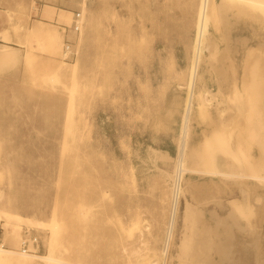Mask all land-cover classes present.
<instances>
[{"label": "rangeland", "instance_id": "rangeland-1", "mask_svg": "<svg viewBox=\"0 0 264 264\" xmlns=\"http://www.w3.org/2000/svg\"><path fill=\"white\" fill-rule=\"evenodd\" d=\"M80 1L0 0V11L15 15L13 25L22 21L20 28L0 35L1 47L23 54L32 46L37 53L30 54L37 59L29 68L20 57L0 59V207L47 223L34 228L11 219L17 234L2 239L6 219L0 216V238L17 250L23 238L35 236L33 254L45 255L53 244L73 262L141 264L145 257L160 256L175 162L171 168L157 163L132 136L142 137L151 113L162 110L169 85L184 88L186 96L198 0H87L82 24ZM75 11L80 13L79 31L68 33L75 53L64 59L60 24L70 27ZM35 22L55 33L59 53L51 43L27 37L24 23L30 28ZM219 24L214 16L213 28ZM5 25L0 21V27ZM260 39L257 35V51L264 58ZM173 50L185 53L184 69L177 66ZM193 91L194 102L196 82ZM251 95L252 116H245H251L252 139L246 149H238L230 171L241 172L246 164L264 174L263 116L256 109L257 94ZM241 97L236 91L230 95L231 112ZM197 98L205 101L201 93ZM245 151L252 156L245 158ZM220 152L208 149L199 167L215 168ZM258 182L249 186L261 192L246 183L245 207L237 197L222 206L232 218L222 222L231 235L220 242L207 228L197 230V223L187 220L191 208L184 218L182 192L168 264H264V184ZM229 183L243 186L238 180ZM207 187L211 193L218 189L213 182ZM222 246L231 252H223L226 261Z\"/></svg>", "mask_w": 264, "mask_h": 264}, {"label": "crops", "instance_id": "crops-1", "mask_svg": "<svg viewBox=\"0 0 264 264\" xmlns=\"http://www.w3.org/2000/svg\"><path fill=\"white\" fill-rule=\"evenodd\" d=\"M262 30L264 32V21H250L245 17L239 19L229 17L227 21H220L216 29L213 26L209 27L207 38L208 49L201 60L196 78V92H200L205 101L198 102L196 99L193 102L187 146L188 165L191 166L193 164L194 155H197L198 150L199 154L203 153L199 157L204 158L208 149L218 147L221 152L216 166L220 170H231L230 167L234 165V156H236L238 149H246V142L249 144L252 139V123L250 121L252 112L249 106V102L252 101V93L257 94L256 100L258 105L256 109L258 113H262L264 124V58L259 57L260 53L257 51L259 45L257 46L256 43L257 35L261 37L260 42L264 41ZM234 39L236 40L234 41ZM240 39L245 41L248 39V41L245 43V41ZM234 42L238 43L235 45ZM243 42L245 44H242ZM260 49L264 50V47H260ZM173 55L179 69H184L185 53L182 51L177 53L176 50H173ZM8 57L10 60L17 61L19 54L13 50L0 54V59ZM235 91L242 95L243 98H241L244 100H242L244 102V117L239 122H235V120L230 118L232 108L229 98ZM184 99V88L178 87L174 83L169 85L163 96L162 110L151 113L144 126L142 137L137 138L136 136H132L133 142H138L139 144L142 142V146L152 152L157 158V163L162 164L164 167L169 166L171 168L177 158V140L179 138V126L183 114ZM199 103L202 104L199 105ZM202 105L204 106V110L201 109ZM246 113L251 116L246 118ZM161 118H165V120L163 121ZM241 122L243 124H240ZM261 135H264V132ZM262 139L264 140V138ZM222 141L225 144H222ZM206 143L207 146H205ZM247 148L250 149V145ZM225 154L231 155V159ZM257 154H259V150ZM243 155L245 158L248 155L251 157L252 152L248 154L245 151ZM245 168H247L246 164H243L241 170H245ZM225 179L226 177H220V175H203L196 172L194 174L187 173L183 182L184 218L187 215L186 208L190 206L193 215L187 218V220L195 221L197 223V230L207 228L210 231V236L216 238L217 242L221 241L220 238L231 235L227 232L229 227L227 228V225L222 222L230 220L232 216L222 206L227 205V200L230 198L235 199L237 197L238 203L245 207V186L246 183L248 186L250 185L249 182L240 181L243 182V186L240 185L239 188L229 183L231 179ZM211 180L218 187L212 193L209 192V188L207 187V182ZM229 189H232V193L230 194ZM237 189L240 191H236ZM217 201L220 202L218 203ZM218 204L220 206L219 209L208 208L206 206H217ZM220 248V252H227L229 254L230 251L225 250L224 246Z\"/></svg>", "mask_w": 264, "mask_h": 264}, {"label": "bare ground", "instance_id": "bare-ground-1", "mask_svg": "<svg viewBox=\"0 0 264 264\" xmlns=\"http://www.w3.org/2000/svg\"><path fill=\"white\" fill-rule=\"evenodd\" d=\"M86 1L87 0H81L80 1V5H81V9H82L81 13L83 14L81 19H80L81 24H82L83 20L85 19L84 14L87 10ZM22 8L23 7H20V12H22ZM8 10H6V11H8ZM15 14L17 17H19L21 15V13L19 16L17 15V13H15ZM23 14H22V16L26 15V14H24V15ZM13 16L15 17V15H13ZM13 16L11 17V15L9 13H5V11H0V21L7 23V25L0 27V35H2L3 37L10 34L9 30L11 28H13V26H16V28H20L19 26H22V25H20L22 23V21H21V23L18 22L20 24H18L16 22L18 26L16 24L13 25L15 22L11 23ZM22 16H20V17H22ZM27 16H28V14H27ZM211 16H212V18H211ZM214 16L216 18L217 23H220V21H227V19L229 17H234L236 19L245 17V18L249 19L250 21L251 20L264 21V0H198L197 1L196 17H195V24H194V38H193V46H192V50H193L192 56L193 57H192L191 69L189 71V74H188V77L186 80L187 93H186V96L184 99L183 114H182V119H181V123L179 126L180 132H179V138L177 140L178 141V146H177L178 154H177V158H176L175 164H174V175L176 176V185H178V182L180 179H181V181L184 179V177L187 173L194 174L196 172H197V174L200 173L203 175H206V174L207 175L208 174L220 175V177L221 176L226 177L225 180H227V178H229V179H233L234 181H237V180L238 181H246V182L260 181V183L264 184V174L254 173L253 171H251L252 166H250L251 168L250 167L245 168V170H242L241 172L230 171V170L224 171V170L218 169L219 167H217V166L215 168H211V167L200 168L199 166H201V164H202V162H201L202 159H201V157H199L201 155L198 153L199 150L197 151V155H194L193 164L191 166L187 164V155H188L187 154L188 153L187 152V146H188V138H189V133H190V119H191L190 115H191V112L193 109V98H194L193 88L195 86V82H196V78H197L199 61L202 59L201 55L204 56L206 50L208 49V45H207L208 39L207 38H208V33H209V27L212 26V21H213ZM63 18H65V20L68 21L69 15L65 16ZM13 21H14V19H13ZM24 25H25V23H24ZM24 25L22 28L24 30L25 29L27 30L25 33L27 35V37H30V38L39 37V39H41L43 41V43H45V42L51 43L52 48L54 50V53H59V52H55V51H58L59 45L61 47V43L59 40H57L55 33L53 34V33L48 32L46 30H42V27H40L39 23H37V22H35L32 25V27H30V28L24 27ZM19 30H21V29H19ZM262 32H263V30H262ZM260 34H262V33L260 32ZM20 36L22 37V35H20ZM9 37H10V35H9ZM81 39H82V34H80V37H79V40H81ZM236 39H234V41ZM25 40H26V36H25ZM240 40H242V39H240ZM242 41H245V40H242ZM246 41H248V39ZM246 41H245V43H246ZM22 42L24 43V41H22ZM22 42L20 41V43H22ZM29 42H30V40H29ZM38 42H39V40H38ZM17 43H18V41H17ZM237 43L234 42L235 45ZM245 43L243 42L242 44H245ZM231 44H232V42H231ZM23 45H25V43ZM30 45H31V43H30ZM41 45H42V43H41ZM41 45H39V46H41ZM233 45H231V46L234 47ZM260 45H261L260 47L263 48L264 47V41L260 42ZM8 48H12V47L6 46V45H2V47H1V45H0V54H3L4 52L8 51L9 50ZM32 49H33L32 46H30L25 50V52L23 54H19L20 60L22 61L24 66H27L28 68L31 66V64H32L31 62H35V60L37 59V57H36V59L34 57V60L31 59V58H33V57H31L32 54H33L32 56H34V54H37L36 52L33 53ZM231 50H233V49H231ZM59 51H61V50H59ZM53 60H54L53 58H50V61H53ZM35 65L38 66L39 64L36 63ZM33 68H35V67H33ZM33 68H31L29 70H32ZM39 68H37V69H39ZM199 93L200 92H198V94ZM196 94H197V92H196ZM197 95H196V99L198 100ZM235 102H236L235 108L230 113V116H231L230 118L232 120H235V122H239L244 117L243 102H242V99H236ZM201 104L202 103H199V105H201ZM201 109L204 110L203 105L201 106ZM205 111H207V110H205ZM242 121H244V120H242ZM229 122L231 123L230 120H229ZM232 122H234V121H232ZM240 124H243V123L241 122ZM202 143H203V141H202ZM261 152H262V150H261ZM253 162H255V161H253ZM250 164H252V163H250ZM246 169H248V170H246ZM201 177H202V175H201ZM217 179L219 180V178H217ZM208 180H210V179H208ZM211 181H209L208 183L212 184ZM260 183L258 182V184H260ZM174 184H175V179H174L173 185ZM262 184H260V185H262ZM247 188H250V187L247 185ZM250 189H252V188H250ZM254 189H255V187L251 191H253ZM260 189H259V191H260ZM182 192H183V185L181 184L180 188H179V193L181 196H182ZM1 197H2V193L0 192V199H1ZM178 208H179V204L176 208L175 213L173 214V216L171 218V223H169V217L167 216V223H166V226L164 229V239H163V244H162V248H161L162 250L160 252V256L159 257L156 256V257H152V258L150 256L145 257L142 259L141 264H168V256L170 255L169 250H170V245H171L172 233H174L175 226H176V216L178 213ZM186 209H187V215H188L189 212H191V211H189L190 206H187ZM0 216L5 217V219H6V221L4 223H2V226H1V228L3 230L2 239L7 238L8 236H9V238H11L13 234H17V231L15 230L16 228H13V226L11 227V225L9 224V221L11 219H15V221L18 223H24L27 226L34 227V228H45V226L47 224V223H45V221H41L39 219L29 218V217H25V216L16 214L6 207L3 208V206L0 207ZM16 222H13V223H16ZM49 225H53V224L50 223ZM145 228H147V225H145ZM17 229H18V227H17ZM166 233H167V235H166ZM16 238H18V237H16ZM165 241L167 242V246L164 250L163 246H164ZM254 242L256 243L257 241L254 240ZM13 244H15V243H13ZM48 244L50 245V242H48ZM48 247H49V250L45 255H38V254H33V253L21 252V251H18L19 248L18 249L16 248L17 250H14V249L1 250L0 249V264H86V263L81 262V261L73 262V261L66 260L61 255V251L58 250V248H56L53 244H51ZM231 251H232V249H231ZM236 258L238 259V257H236ZM226 259H227V255H226V253H223V260L226 261ZM232 260H233V258H232ZM239 264H241V263H239Z\"/></svg>", "mask_w": 264, "mask_h": 264}, {"label": "built area", "instance_id": "built-area-1", "mask_svg": "<svg viewBox=\"0 0 264 264\" xmlns=\"http://www.w3.org/2000/svg\"><path fill=\"white\" fill-rule=\"evenodd\" d=\"M73 14H74L73 22H72L70 27L60 24V28H62L64 30L63 46H62V50H61V55L64 59L72 58V56L75 53L74 49H73V41L68 38V33H69V31L74 32V33H77L79 31L80 13L78 11H75ZM0 42H3V41L0 39ZM174 179H175V184L173 185V183H172V190H171V196H170V206H169V212H168L169 223H171V218H172L173 214L175 213L178 204L181 201V195L179 193V188H180V185L182 184L183 180L181 181V179H180L178 182V185H176V176L175 175H174ZM174 179H173V182H174ZM166 235H167V233H166ZM166 241H165L164 246H163L164 250L167 246ZM36 243H37V238L35 236L25 237L20 242L19 250L21 252H25V253H32V252H34L33 246H35ZM8 248L9 247L6 244H4L2 242V239L0 238V249L1 250H7Z\"/></svg>", "mask_w": 264, "mask_h": 264}]
</instances>
